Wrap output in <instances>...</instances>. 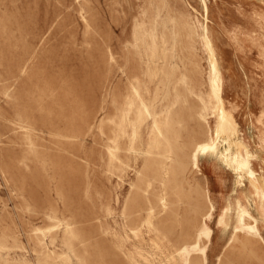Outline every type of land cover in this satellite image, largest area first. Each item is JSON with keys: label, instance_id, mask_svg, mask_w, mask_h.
<instances>
[{"label": "rangeland", "instance_id": "obj_1", "mask_svg": "<svg viewBox=\"0 0 264 264\" xmlns=\"http://www.w3.org/2000/svg\"><path fill=\"white\" fill-rule=\"evenodd\" d=\"M162 20L179 34L177 76L187 73L205 95L207 66L196 33L206 25L223 104L235 116L256 179L246 174L240 182L223 162L235 136L213 141L208 148L217 145L215 155L205 148L198 171L186 176L194 179L197 172L216 210L244 195L250 209L258 208L264 185L263 118L257 119L264 114V0H0V235L9 245L20 243L30 255L42 253V237L33 230L50 225L43 212L54 206L78 221L97 254L126 264L99 231L100 225L119 231L115 200L126 193V181L109 173L106 151L129 88L140 79L134 30H151ZM162 32L168 38L167 30ZM23 61H28L25 72L18 74ZM19 111L30 118L33 134L14 123ZM71 127L76 139L54 136L70 133ZM58 192L65 194L64 202ZM210 227L211 245L220 248L229 232L214 221ZM47 247L64 249L60 241ZM262 254V262L244 257L238 264H264Z\"/></svg>", "mask_w": 264, "mask_h": 264}, {"label": "bare ground", "instance_id": "obj_2", "mask_svg": "<svg viewBox=\"0 0 264 264\" xmlns=\"http://www.w3.org/2000/svg\"><path fill=\"white\" fill-rule=\"evenodd\" d=\"M161 23L157 21L151 30L137 27L133 33L132 48L138 56L140 79H135L129 88L106 151L109 173L120 183L126 181V193L121 201L115 200L119 231H109L101 225L99 231L110 237L114 250L126 264H210L208 250L213 264H238L244 257L262 262L264 219L248 207L245 196H237L216 210L198 178L186 176L195 170L198 155L205 148L215 155L217 145L208 148L213 141L218 144L220 136H235L233 150L222 156L223 162L240 182L246 174L256 179L250 151L238 137L235 116L223 104L212 38L206 25H201L196 35L202 42L207 66L205 95L192 85L187 73L177 76L182 66L179 34L168 22ZM162 28L167 30L168 38ZM28 61L21 63L18 74L25 72ZM5 96L10 99L9 93ZM257 119H262L264 129V114ZM14 123L30 135L35 131L22 111ZM54 136L73 139L77 134L72 128L70 133ZM260 138L264 140V132ZM29 144L32 156L39 160L32 141ZM57 195L65 201L64 193ZM43 217L50 225L33 230L42 237L43 252L30 255L22 244L9 245L5 235H0V264H114L88 245L85 233L72 216L50 206ZM212 221L220 231L229 232L220 248L211 245ZM144 236L147 243L143 247ZM58 241L63 250L54 249ZM48 245L54 248L46 251ZM76 245H82L83 250Z\"/></svg>", "mask_w": 264, "mask_h": 264}, {"label": "crops", "instance_id": "obj_3", "mask_svg": "<svg viewBox=\"0 0 264 264\" xmlns=\"http://www.w3.org/2000/svg\"><path fill=\"white\" fill-rule=\"evenodd\" d=\"M196 169H197V171H198V166H196ZM196 178H198L199 176L197 175V172H196V176H195ZM263 188V190H262V195L260 196V199H259V203H258V208L257 209H253L254 210V212L256 213V215L259 217V218H261V219H264V207L262 206L263 205V203H262V196L264 197V185L262 186ZM202 188L203 189H205V190H208L207 189V187L206 186H204V185H202ZM245 196V199H246V201L248 202V198L246 197V195H244ZM263 200H264V198H263Z\"/></svg>", "mask_w": 264, "mask_h": 264}]
</instances>
